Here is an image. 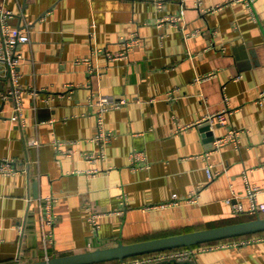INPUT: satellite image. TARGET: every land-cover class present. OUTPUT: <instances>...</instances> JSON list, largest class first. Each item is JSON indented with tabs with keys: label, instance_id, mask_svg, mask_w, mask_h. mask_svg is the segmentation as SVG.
I'll use <instances>...</instances> for the list:
<instances>
[{
	"label": "crops",
	"instance_id": "1",
	"mask_svg": "<svg viewBox=\"0 0 264 264\" xmlns=\"http://www.w3.org/2000/svg\"><path fill=\"white\" fill-rule=\"evenodd\" d=\"M0 24L30 34L22 119L0 71V264L264 216V0H0ZM125 264H264V237Z\"/></svg>",
	"mask_w": 264,
	"mask_h": 264
},
{
	"label": "built area",
	"instance_id": "2",
	"mask_svg": "<svg viewBox=\"0 0 264 264\" xmlns=\"http://www.w3.org/2000/svg\"><path fill=\"white\" fill-rule=\"evenodd\" d=\"M242 1L246 2L247 4L251 6H253V4L255 3V0H242ZM5 12H6L5 17L12 15L10 11H5ZM169 20L175 22L177 18L168 17V18L162 19L161 22L169 21ZM29 41H30L29 29H26V28L22 29L18 27L8 28L4 26L3 24H0V47H1L0 65L5 70V73H7V70H10V80L12 81V89L7 93V97H10L14 99L15 101V106L13 109L12 116L14 118H20V119H22L23 117L22 115L23 105H22V98H21L23 87L21 86L20 81H19L18 68L21 65L22 60L24 59V56L17 51L16 45L18 43H26ZM136 41H137V38H133L130 40H126L125 43L127 47L128 46L130 47V46L135 45ZM122 56H124L123 52L118 54V56H113V57L114 59H118V58H121ZM207 77H211V75L206 76L205 78ZM205 78L200 77L198 78V81L201 82L202 79H205ZM261 97L264 98V92L261 94ZM125 103H127V100L125 98L116 99L114 97L102 94L100 95L99 100L95 103V105H97V107L99 108V111L102 112L110 108H118L120 105L125 104ZM207 120H209L210 122H218L219 124H223L227 120V111L224 110L223 112H218V113L209 115L207 117ZM107 136L108 135L106 131L103 130L99 134V139L103 140ZM237 136H238V131L233 129L229 131L223 137L217 138L213 142V147L211 148L209 153L218 150L226 142L236 141ZM32 143L33 144L37 143V141H34ZM0 170L1 172L5 174H13L18 171V168L13 166L9 160H5L0 163ZM207 171H208L209 176L212 177L213 173L211 171L210 165L207 167ZM259 192H260V188L258 186H252L249 188L248 195H250L252 199V203L249 208L250 213H260V212L264 213V201L257 200V196H258L257 194ZM230 201L231 199H228V202ZM241 210H242V207L240 204L234 205V211L239 212ZM92 219L95 220L94 217ZM261 237H264V234H262L261 236L244 237V239L229 240L227 242H220V243L209 244V245H202V246L198 245V246L186 247L182 249H175V251H171V252H158V254H153V255H155L156 257L159 256V258L186 259V258H189L195 250H201V249L210 250L214 247H219V246L227 247L228 245L237 246L240 244H244V242L249 241V239L261 238ZM125 261L126 259L120 264H125Z\"/></svg>",
	"mask_w": 264,
	"mask_h": 264
},
{
	"label": "water",
	"instance_id": "3",
	"mask_svg": "<svg viewBox=\"0 0 264 264\" xmlns=\"http://www.w3.org/2000/svg\"><path fill=\"white\" fill-rule=\"evenodd\" d=\"M1 69L0 65V71ZM2 72H5V70L3 69ZM6 74L7 78H9L10 70H7ZM263 231L264 216L261 215L253 219L243 220V222L227 223L226 225L140 240L139 242H119L117 245L107 246L106 248H97L17 264H97L113 260H118L122 263L126 258L140 256V254L157 253L158 251L175 249L176 247H191L194 244L257 234Z\"/></svg>",
	"mask_w": 264,
	"mask_h": 264
},
{
	"label": "trees",
	"instance_id": "4",
	"mask_svg": "<svg viewBox=\"0 0 264 264\" xmlns=\"http://www.w3.org/2000/svg\"><path fill=\"white\" fill-rule=\"evenodd\" d=\"M262 234H264V231L261 232V233H257V234H248V235H244V236H240V237H231V238H227V239H224V240L209 241L208 243L194 244L192 246H198V245L202 246V245H209V244H215V243H220V242H227L229 240H234V239H244V237L261 236ZM182 248H186V247H176L175 249H182ZM175 249H167V250H162V251H158V252H171V251H175ZM158 252L157 253L140 254V256H133V257H129V258H141L142 256L158 254ZM126 259H128V258H126ZM116 262H119V261L118 260H113V261H106L104 263H97V264H110V263H116Z\"/></svg>",
	"mask_w": 264,
	"mask_h": 264
}]
</instances>
